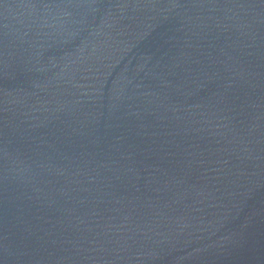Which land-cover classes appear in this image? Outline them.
Listing matches in <instances>:
<instances>
[{
    "label": "water",
    "instance_id": "obj_1",
    "mask_svg": "<svg viewBox=\"0 0 264 264\" xmlns=\"http://www.w3.org/2000/svg\"><path fill=\"white\" fill-rule=\"evenodd\" d=\"M0 264H264V0H0Z\"/></svg>",
    "mask_w": 264,
    "mask_h": 264
}]
</instances>
